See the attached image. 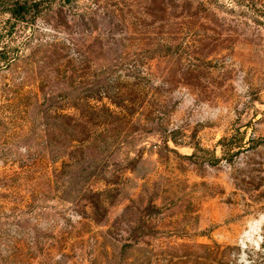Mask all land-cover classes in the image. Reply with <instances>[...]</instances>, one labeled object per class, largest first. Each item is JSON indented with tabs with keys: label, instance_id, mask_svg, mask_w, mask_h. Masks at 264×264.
<instances>
[{
	"label": "rangeland",
	"instance_id": "rangeland-1",
	"mask_svg": "<svg viewBox=\"0 0 264 264\" xmlns=\"http://www.w3.org/2000/svg\"><path fill=\"white\" fill-rule=\"evenodd\" d=\"M0 264H264V0H0Z\"/></svg>",
	"mask_w": 264,
	"mask_h": 264
},
{
	"label": "trees",
	"instance_id": "trees-1",
	"mask_svg": "<svg viewBox=\"0 0 264 264\" xmlns=\"http://www.w3.org/2000/svg\"><path fill=\"white\" fill-rule=\"evenodd\" d=\"M29 12V7L26 4H16L14 7L8 9V14L10 15V18L16 22H23L25 20V16L28 15ZM237 148L239 149L240 147L238 146Z\"/></svg>",
	"mask_w": 264,
	"mask_h": 264
}]
</instances>
